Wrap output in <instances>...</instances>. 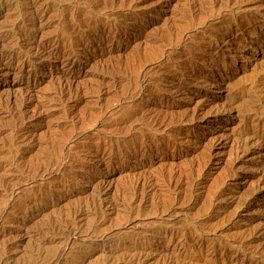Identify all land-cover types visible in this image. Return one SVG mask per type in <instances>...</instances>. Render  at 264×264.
Masks as SVG:
<instances>
[{"label": "rangeland", "instance_id": "obj_1", "mask_svg": "<svg viewBox=\"0 0 264 264\" xmlns=\"http://www.w3.org/2000/svg\"><path fill=\"white\" fill-rule=\"evenodd\" d=\"M0 58V264H264V0H0Z\"/></svg>", "mask_w": 264, "mask_h": 264}, {"label": "bare ground", "instance_id": "obj_2", "mask_svg": "<svg viewBox=\"0 0 264 264\" xmlns=\"http://www.w3.org/2000/svg\"><path fill=\"white\" fill-rule=\"evenodd\" d=\"M10 32V31H9ZM8 32V33H9ZM17 46V45H16ZM21 46V45H20ZM14 47V46H13ZM17 47H19V46H17ZM75 47V46H74ZM15 48V47H14ZM22 48V47H21ZM23 51H24V49H23ZM15 53V52H14ZM21 53H22V51H21ZM75 53V52H74ZM19 54V53H18ZM76 54V53H75ZM19 55H21V54H19ZM18 55V56H19ZM11 58H13V57H11ZM1 59V58H0ZM14 59V58H13ZM16 59V58H15ZM17 60V59H16ZM27 62H28V60H27ZM34 64V63H33ZM141 81V80H140ZM137 82V81H136ZM139 82V81H138ZM140 83V82H139ZM262 103H264V102H262ZM261 106V105H260ZM264 108V107H263ZM258 109V108H257ZM260 111V110H259ZM257 112H258V110H257ZM261 113V112H260ZM252 114V113H251ZM263 115H264V113H263ZM250 117H251V115H250ZM262 117V116H261ZM160 119V118H159ZM261 119V118H260ZM154 120V119H153ZM156 120H158V119H156ZM154 121V122H156L157 123V121ZM162 120V119H161ZM159 121V120H158ZM263 122V121H262ZM160 123V122H159ZM162 124V123H161ZM156 126V125H155ZM172 261V260H171ZM166 264H167V262H166Z\"/></svg>", "mask_w": 264, "mask_h": 264}]
</instances>
